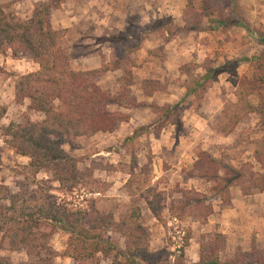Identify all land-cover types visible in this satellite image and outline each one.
<instances>
[{"label":"rangeland","instance_id":"obj_1","mask_svg":"<svg viewBox=\"0 0 264 264\" xmlns=\"http://www.w3.org/2000/svg\"><path fill=\"white\" fill-rule=\"evenodd\" d=\"M49 1L0 0V5L26 21ZM193 1L196 13H187L186 0H63L59 9L52 10L51 27L62 38L73 71H101L110 66L113 53L125 52L122 58L134 78L130 90L137 104L163 107L181 102L182 108L183 131L170 125L155 132L153 109L110 107L112 112L131 116L130 122L112 134L69 138L62 146L77 163L78 186L73 190L68 182H57L52 173L43 170L34 174L31 160L18 155L9 144L11 138L5 136L4 127L44 120L42 114L29 109L28 100L22 102L16 96L18 77L38 71L39 66L20 47L0 57V107L7 108L0 119V205L8 206L10 195L82 209L93 202L117 219L138 205L151 250L167 251L170 264H179L183 250L184 263L197 264L201 249L211 242L224 264H247L239 256L254 250L264 255V192L260 191L264 168L255 158L264 139V120L254 113L243 118L228 136L214 130L227 112L235 113L242 79L254 76L250 63L234 69L237 61L264 52L256 38L264 35V0H238L235 8L228 6L202 21L196 15L203 13V0ZM234 19L249 30L227 27ZM183 67L194 77L208 69H219L221 74L202 98H188ZM124 77L123 71L112 70L99 75L97 83L117 96L125 85L121 83ZM148 93L150 97L145 96ZM251 101L257 105L259 98ZM201 152L241 172L240 184L230 188V201L216 196L212 178L196 177L201 175L195 169ZM137 178L147 184L148 192L135 190L132 182ZM180 191L199 193L201 202L193 203L184 213L175 211L179 202L185 201ZM148 201L158 208L160 218L152 214ZM188 236L190 246L185 248ZM111 237L123 251V240L118 235ZM67 240L60 232L51 238L50 248L56 253L52 264H75L68 256ZM0 256L12 264L35 261L25 252L0 249ZM98 264H113V259L99 256Z\"/></svg>","mask_w":264,"mask_h":264},{"label":"trees","instance_id":"obj_2","mask_svg":"<svg viewBox=\"0 0 264 264\" xmlns=\"http://www.w3.org/2000/svg\"><path fill=\"white\" fill-rule=\"evenodd\" d=\"M237 1L203 0V13L195 15L202 21L203 18L224 11L228 6L235 8ZM186 2L187 13H196L194 1ZM62 3L63 0L43 3L36 8L33 17L26 21L0 5V57L18 47L32 55L39 70L18 77L16 96L22 102L28 100L29 109L44 116L42 122L13 123L3 130L5 136L11 138L9 144L16 153L31 160L30 168L34 174L37 175L43 170L52 173L57 182H68L70 190H73L78 186L77 163L74 158L66 155L62 146L69 138H92L98 134H112L121 125L130 122L131 116L122 111L112 112L110 107L123 111L136 107L153 109L156 121L152 128L155 132H162L170 125L181 131L184 127L180 112L181 102L163 107L137 104L130 90L135 84L134 78L125 69L122 58L126 55L125 52L113 53L110 66H105L101 71L76 72L70 68L68 56L61 43L62 38L52 29L49 19L52 10L59 9ZM227 24L230 28L244 27L249 30L238 19L230 20ZM256 38L264 46V35H256ZM245 63L252 64L254 76L251 79H242L238 102L234 106L235 113L229 115L227 112L214 129L225 136L230 135L249 114L255 113L264 120V52L253 59L238 60L234 69ZM112 70L123 71L125 74L121 80L125 85L117 96L103 90L97 83L99 75ZM181 74L187 78L185 96L202 98L221 71L208 69L205 74L194 77L189 69L183 67ZM148 94L145 96L150 97V93ZM252 97L259 98L257 105L251 101ZM6 113L7 108L0 107V119ZM130 139L132 138L126 140ZM259 143L260 148L256 151L255 158L264 168V139ZM200 154L197 163L199 166H195V169L201 175L196 177L212 178L216 196L223 201H230V188L240 184L241 172L229 168L225 163L217 162L205 152ZM132 184L137 192H148L147 184L141 179L137 178ZM243 191L248 194L244 187ZM260 191L264 192V187ZM152 194L155 197L156 190ZM180 194L185 201H180V207L175 211L184 213L193 203L201 202L199 198L202 196L195 191H180ZM134 196L131 193V197ZM6 201L8 206L0 205V249L14 253L25 252L35 259L30 264L53 263L56 253L50 248V240L59 232L67 235L66 250L75 264H98L99 256L104 259L112 258L113 264H170V254L167 251L153 253L151 250L150 234L141 224L143 214L138 205L132 206L128 213L120 214L117 219L113 213L99 210L93 202L89 203L87 209H82L72 208L67 203L57 204L48 199L31 201L21 195H10ZM147 204L152 214L157 219L160 218L154 203L148 201ZM112 234L123 240V251L118 248ZM218 239L220 238L216 237ZM190 240L188 236L185 248L190 246ZM200 252L197 264H224L219 259L220 251L214 243L211 242L207 248L203 247ZM239 257L247 264H264V255L257 250L243 253ZM183 258L184 250L179 264H185ZM0 264L12 263L0 256Z\"/></svg>","mask_w":264,"mask_h":264}]
</instances>
